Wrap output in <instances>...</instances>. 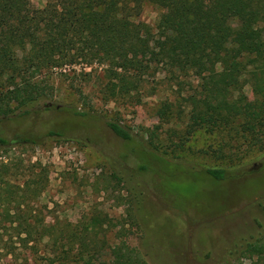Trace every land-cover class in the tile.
<instances>
[{"label":"rangeland","instance_id":"rangeland-1","mask_svg":"<svg viewBox=\"0 0 264 264\" xmlns=\"http://www.w3.org/2000/svg\"><path fill=\"white\" fill-rule=\"evenodd\" d=\"M48 1L30 5L44 8ZM160 13L147 4L140 19L154 26ZM101 72L95 70L90 82L75 76L76 88L58 76L51 82L53 95L32 106L31 114L20 116L12 105L15 112L0 118V135L11 141L0 145V193L8 183L24 194L21 188L35 180L29 207L34 214L72 224L106 217L111 244L129 243L149 264H187V258L190 264H264V254L249 258L241 251L264 231V150L243 141L228 148L233 134L227 132H189L193 76L161 72L146 83L139 102L109 100ZM244 93L253 99L251 83ZM167 103L171 114L161 119ZM109 121L125 126L132 140L117 136ZM222 146L231 158L217 156ZM207 168L228 174L215 180ZM13 207L0 200V219ZM15 232L0 226V264H38L30 254L33 242L23 245L24 235ZM231 246L240 250L237 259L223 249Z\"/></svg>","mask_w":264,"mask_h":264},{"label":"trees","instance_id":"trees-1","mask_svg":"<svg viewBox=\"0 0 264 264\" xmlns=\"http://www.w3.org/2000/svg\"><path fill=\"white\" fill-rule=\"evenodd\" d=\"M147 4L161 10L154 26L140 19ZM99 69L109 100L140 102L146 83L164 71L193 76L189 132H227L233 134L228 148L236 141L238 149L243 141L264 150V0H49L44 8H32L30 0H0V118L15 112L12 105L20 116L31 114L32 106L53 95L51 82L58 76L75 87V76L90 82ZM247 83L253 99L244 93ZM170 114L169 103L159 110L161 119ZM108 126L132 140L120 123ZM10 143L0 135V145ZM226 146L218 149L219 158L231 156ZM206 173L223 180L228 170L207 168ZM33 184L38 182H27L18 195L7 183L0 200L16 207L2 213L0 226L24 235L25 246L33 242L30 254L38 264H149L129 243L111 244L106 217L72 224L34 214L29 208ZM245 242L243 256L264 254V231ZM223 249L231 257L240 251Z\"/></svg>","mask_w":264,"mask_h":264}]
</instances>
